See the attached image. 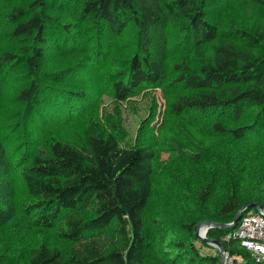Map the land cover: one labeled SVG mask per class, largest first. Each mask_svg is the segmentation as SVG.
Masks as SVG:
<instances>
[{
	"label": "trees",
	"instance_id": "obj_1",
	"mask_svg": "<svg viewBox=\"0 0 264 264\" xmlns=\"http://www.w3.org/2000/svg\"><path fill=\"white\" fill-rule=\"evenodd\" d=\"M216 1L0 0V70L19 65L25 69L18 74L15 98L20 106L14 112L24 123L36 122L40 111L48 123L87 116L79 139L50 138L30 153L23 149L24 156L14 164L10 138L0 127V182L10 187L9 175L20 182L23 222L29 228L58 226L67 243L28 246L18 253L23 258L19 264H143L154 235L143 211L156 151L172 150L179 161L198 164L215 155L211 147L216 135H230L235 145L248 135L264 133V0H239L261 13L249 28L234 21L218 23L213 17L219 15ZM126 29L133 34H127L123 49L116 38ZM173 29L180 30L182 42L170 38ZM55 40L62 49L50 47ZM56 54L69 59L45 68ZM87 72L101 77L95 81V97L105 86L117 102L151 86L171 94L167 107L172 125L160 136L158 147L139 137L130 147L119 144L117 124L91 107L89 86L81 81ZM68 74L70 81L64 78ZM9 80L15 81L14 71ZM4 82L1 71L0 85ZM250 108L256 113L247 119ZM213 112L217 117L204 127L216 135L205 134L200 124ZM261 149L252 143L251 151ZM221 164L226 187L232 169ZM238 190L225 189L213 222H231L246 203L264 207V194L251 200L238 197L240 201ZM209 192V185L203 184L200 198ZM11 201L9 194L0 195V217L14 209ZM90 204L92 215L81 214ZM195 223L183 220L160 231V245L169 247L158 255L163 256L158 264H181L176 259L187 254L192 255L183 264L218 263L217 254H200L191 241ZM229 230L211 227L206 235L220 240ZM246 264L264 263L250 259Z\"/></svg>",
	"mask_w": 264,
	"mask_h": 264
},
{
	"label": "rangeland",
	"instance_id": "obj_2",
	"mask_svg": "<svg viewBox=\"0 0 264 264\" xmlns=\"http://www.w3.org/2000/svg\"><path fill=\"white\" fill-rule=\"evenodd\" d=\"M240 3L239 0H217L214 6L217 7V14L219 15L213 16L214 19L218 23L234 21L237 25L242 24L248 28L252 27L261 16V13H259L256 7L242 6ZM125 32L124 35L116 38L118 39L117 41L113 39L111 43L109 40H106V42L112 46L113 42L116 41L123 49H126L123 43L129 36L127 34H133V32L129 29H126ZM169 35L171 39L174 37L178 42H182L180 40L182 36L180 30H170ZM53 42L51 44L53 46L50 47H61L62 49V45L58 46L56 40ZM182 48V45L179 46L175 52L179 53ZM128 55L129 52L124 53V58L128 57ZM56 56L57 58H54L53 61L47 59L44 67L50 68L53 63L59 66L64 60L69 59L68 55L61 56V54H56ZM24 70L22 65L9 66L0 70V72L3 71L5 74L4 85H0V127L1 130H6V134L10 138L9 149L12 153L11 160H14L13 164L16 163V160L20 159L23 149L26 150V154L30 153L33 147L43 145L50 138L79 139L87 117L70 121L60 118L54 121V123H48L49 118L43 115L42 120L43 112L40 111L36 114V122L30 119L28 120L29 123H24V121L20 120L21 116L14 112L20 106L15 98V91L20 78L18 74ZM13 71L15 81L11 82L9 79L11 75L13 76ZM64 78L68 81L72 80V76L69 74ZM97 78L101 79L97 72H87L81 81L89 86L90 93L87 98L93 101L92 109L95 108L100 117L104 118L103 116H108L117 124V134L119 135L120 133L119 144L122 147H130L135 144L136 139L139 137V141L151 142L158 147L160 136L166 135L169 127L172 125L171 115H169L167 107L171 94L151 86L142 89L125 101L117 102L112 98L110 90L106 88L108 86L105 85L103 89L101 87L98 89L97 96L95 97V81ZM56 106H59V103H56ZM246 111L244 117L247 119L255 116L256 112L254 108L247 109ZM217 113L213 112L210 114L212 116H207L205 121L200 124L202 130L205 131L201 132L216 135L212 132L208 133L210 128L204 127V125H207L213 118H216ZM54 114L59 115L57 111ZM187 114L191 115V112L188 111ZM49 125L54 126L50 129ZM47 129L50 130L48 131ZM246 138L242 143L235 142L234 145V139L230 135H216L211 147V151L215 155L209 160L198 162V164L184 159L179 161L177 155L172 150L158 149L156 151L151 176V192L148 203L143 211V215L147 218L146 224L152 228L154 235L151 238V250L145 254L143 264H158L161 260L160 257H163H159L158 255L165 252L163 250L165 247H169V245H160L159 242L162 236L160 231L173 228L183 220L196 221V223L198 222L197 225L204 221L213 222L212 220L215 217V211L219 202L225 197L226 188L237 187L239 189L236 192L237 198L239 197L242 200H251L252 198H256L258 194H264V162L262 161L264 160V133L261 136L248 135ZM172 139L174 137L169 140ZM252 143L260 145L262 147L261 152L251 151ZM182 156L184 157V155ZM230 161H232V164ZM221 162L227 164L232 169L230 175L233 177L230 181L233 184H237V186L229 182L226 187H223L227 175H225V165L221 164ZM6 179L11 180V186L9 187L8 183L7 185H3L0 182V195L9 194L12 197L11 202L14 209L10 212L7 210L0 217V264H19L20 259L23 260V258H20L18 253L28 246H34L39 243L58 247L66 245V241H62L59 236L58 226L56 228H29L25 225L22 219L23 213L21 212L24 210V189L17 178L9 175ZM205 183L209 185L210 192L206 198L201 199L199 196L200 189ZM239 198L238 200H240ZM261 208L264 209L261 205L260 208L243 210L241 216L245 211ZM92 212V204H90L82 210L81 214L90 216ZM211 227L215 226H210L205 231L202 230L201 235L207 237V230ZM194 234L195 231L193 230V236ZM194 238L190 237L194 246L199 249L200 254H217L219 259L218 247L203 242L196 236ZM166 240L167 238H163V241ZM221 242L224 245V250L235 249L238 252H245L234 241H231V243ZM16 255L18 258L15 262H12L11 258L13 259ZM190 255L192 254L180 256L176 259L175 263L183 264V262H187ZM166 259H168V254L164 255V260ZM249 260L250 258L247 257L246 262H249ZM194 264L201 263L197 261Z\"/></svg>",
	"mask_w": 264,
	"mask_h": 264
},
{
	"label": "built area",
	"instance_id": "obj_3",
	"mask_svg": "<svg viewBox=\"0 0 264 264\" xmlns=\"http://www.w3.org/2000/svg\"><path fill=\"white\" fill-rule=\"evenodd\" d=\"M221 241H234L245 252L225 249L223 264H246V258L264 263V209H253L243 213L236 225L221 237Z\"/></svg>",
	"mask_w": 264,
	"mask_h": 264
},
{
	"label": "water",
	"instance_id": "obj_4",
	"mask_svg": "<svg viewBox=\"0 0 264 264\" xmlns=\"http://www.w3.org/2000/svg\"><path fill=\"white\" fill-rule=\"evenodd\" d=\"M261 205L255 203V202H250V203H246L244 204L240 209H238V211L235 213L233 219L231 222H228V223H214V222H211V221H204L198 225H196L194 227V231H195V236L203 241V242H206L208 244H211V245H215L216 247H218L219 249V259H218V263L217 264H223V259H222V252L224 251V245L221 241L219 240H216V239H212V238H208V237H205V236H202L201 235V231L202 230H206L208 227L210 226H215V227H220V228H224V229H230L232 227H234L238 221V219L240 218L243 210H247V209H250V208H260Z\"/></svg>",
	"mask_w": 264,
	"mask_h": 264
}]
</instances>
